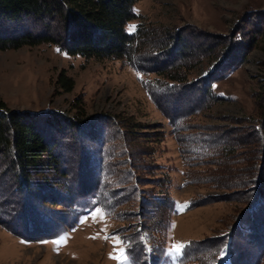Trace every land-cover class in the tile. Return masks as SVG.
<instances>
[{"label": "rangeland", "instance_id": "1", "mask_svg": "<svg viewBox=\"0 0 264 264\" xmlns=\"http://www.w3.org/2000/svg\"><path fill=\"white\" fill-rule=\"evenodd\" d=\"M135 11L138 18L127 30L140 22L151 39L167 40L177 27L205 32L184 59L181 71L189 80L213 63L228 35L246 37L250 29L255 38L244 59L212 83L217 99L199 100L194 110L184 105L174 122L144 88V80L156 75L124 60L86 59L46 43L0 50V100L8 109L89 115L90 140L77 136L83 149L74 142L65 154L70 167L84 159L91 164L82 181L88 187L87 178L94 177L95 186L78 199L94 196L98 203L73 228L46 237L41 228L48 226L31 205L14 207L25 197L0 189V213L7 215L0 223V264H118L111 257L120 247L125 253L130 247L137 264L149 254L153 264H176L182 252L181 264L223 261L226 253L238 263L264 264V207L241 216L248 181L264 159V128L257 129L263 115L264 0H139ZM61 73L72 80L71 90L58 83ZM44 128L45 134L54 131ZM76 170L69 176L81 193ZM59 177L51 172L37 179L31 203L50 201L45 196L60 190ZM96 209L102 219L91 215ZM28 222L39 235L27 231ZM177 243L184 245L179 254L170 251Z\"/></svg>", "mask_w": 264, "mask_h": 264}, {"label": "trees", "instance_id": "2", "mask_svg": "<svg viewBox=\"0 0 264 264\" xmlns=\"http://www.w3.org/2000/svg\"><path fill=\"white\" fill-rule=\"evenodd\" d=\"M138 1L0 0V50L46 43L58 47L68 55H79L86 59L124 60L142 74L156 75L152 80H144V88L153 102L164 110L168 120L174 122L181 115L184 105L192 106L194 110V104L199 100L206 97L217 99V95L211 91L212 83L244 59L243 55L255 35L250 29L245 30L246 37H240L242 32L239 36L235 34L236 37L228 35L225 42L218 44L220 47L213 63L201 75L189 80L186 72L181 71L182 68L184 70L186 68L184 59L200 45V37L205 32L196 30L194 32L197 34H194L185 27H177L168 32L167 40L162 41L160 38L151 39L150 36L153 37V34L140 22L132 31H128L126 27L128 23L138 18L135 11V4ZM207 36L214 35L207 33ZM211 42L208 47L215 43L214 39ZM58 83L66 91L73 87L72 80L62 73L58 77ZM261 97L263 115L256 128L263 132L264 90ZM88 120L89 115L83 110H79L74 117L53 110L35 115L27 111L8 109L0 100V174L5 176H0V189L7 194L16 193L15 195H19L20 198L25 197V202L14 201V207L20 208L21 204L22 209L24 207L28 209L26 205L29 207L31 205L30 209L39 215V223L46 228L48 226L45 231L41 228L42 234L46 237L56 236L68 227L73 228L81 215L98 206L94 196L78 199L86 196L95 186L94 177L87 178L88 187L83 185L84 169L87 166L91 169V164L84 159L83 163L75 162L74 167H70L65 154V148L74 142L79 149H83L84 143L81 142V146L80 141L76 139L79 136L83 137V140H90L93 130ZM50 126L54 131L48 129L45 134L44 127ZM51 132L55 137L48 138L47 135ZM72 168H77L75 172L80 178L77 180L83 185L81 193L74 188V181L69 176ZM51 172L59 174V178L63 179L60 190L50 189L49 194L45 196L48 195L50 201L45 200L38 205L40 208L36 207L35 203H31L34 190H38L33 189V186L39 187V183L35 181L45 173ZM263 180L264 159L260 161L256 172L248 181L245 189L247 208L242 210L241 216L253 210L258 212L263 209ZM12 190L13 192H9ZM169 202L172 207L173 202ZM4 216L7 215L0 213V223L7 222ZM38 230L27 223V231L34 233ZM35 235L39 234L36 232ZM126 253L130 258V264H137L130 247ZM184 255L185 252L180 254L176 264L183 262ZM152 257L153 254H149L142 263L153 264ZM232 257L226 253L223 261H211L207 264L245 263L244 261L238 263ZM156 264H160V261Z\"/></svg>", "mask_w": 264, "mask_h": 264}, {"label": "snow or ice", "instance_id": "3", "mask_svg": "<svg viewBox=\"0 0 264 264\" xmlns=\"http://www.w3.org/2000/svg\"><path fill=\"white\" fill-rule=\"evenodd\" d=\"M132 27H133V29H134V26H132ZM183 207H186V205L183 206ZM91 215L93 216V218H96L97 216H99L101 219L103 218V213L100 212L99 209L94 210L93 213H92ZM106 238H108V237H106ZM57 242H58V241H53V243H57ZM116 243H117V244H121L122 242L119 241V239L117 238ZM183 247H184L183 244H181V243H177V244H174V245L172 246V248H171L170 251H171V252H174V253H176V254H179L180 250H181ZM111 258L116 259V260L118 261V264H130V258H129V256L125 253V249H124V247H120V248H118L117 255L112 256Z\"/></svg>", "mask_w": 264, "mask_h": 264}]
</instances>
